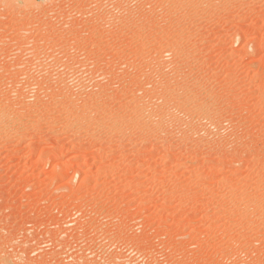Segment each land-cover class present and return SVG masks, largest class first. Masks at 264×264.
I'll list each match as a JSON object with an SVG mask.
<instances>
[{"label": "rangeland", "instance_id": "rangeland-1", "mask_svg": "<svg viewBox=\"0 0 264 264\" xmlns=\"http://www.w3.org/2000/svg\"><path fill=\"white\" fill-rule=\"evenodd\" d=\"M37 1L0 0V264H264V0Z\"/></svg>", "mask_w": 264, "mask_h": 264}, {"label": "bare ground", "instance_id": "bare-ground-1", "mask_svg": "<svg viewBox=\"0 0 264 264\" xmlns=\"http://www.w3.org/2000/svg\"><path fill=\"white\" fill-rule=\"evenodd\" d=\"M31 1L33 2V6L38 5V3H37L38 1H37V0H31ZM50 2H51V1H50ZM50 2H49V3H50ZM49 6H50V5H49ZM49 6H48V7H49ZM35 7H36V6H35ZM35 7H34V9H35ZM31 10H32V9H31ZM37 11H38V10H37Z\"/></svg>", "mask_w": 264, "mask_h": 264}]
</instances>
